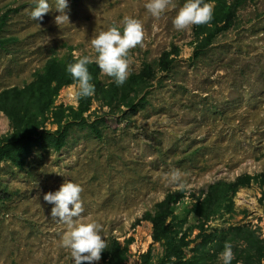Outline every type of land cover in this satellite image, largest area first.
I'll return each mask as SVG.
<instances>
[{"label": "rangeland", "instance_id": "obj_1", "mask_svg": "<svg viewBox=\"0 0 264 264\" xmlns=\"http://www.w3.org/2000/svg\"><path fill=\"white\" fill-rule=\"evenodd\" d=\"M146 2L68 0L69 20L57 25L55 0H48L49 12L37 21L30 18L34 0H0V22L7 16L0 40L8 41L0 47V93L32 83L50 59L94 58L91 39L114 25L122 30L125 16L140 20L144 29L142 46L129 50V76L139 74L145 62L157 73L146 108L136 114L117 110L113 126L99 125L101 139L87 125H76L61 152L36 150L23 170L0 165V264H72L70 250L60 243L67 225L51 218L53 205L43 199L66 180L83 189V211L74 219L99 223L106 243L127 246L121 264H142L149 250L150 264H160L167 243L153 242L152 225L143 217L167 194L187 191L167 224L172 237L190 242L184 249L188 258L201 241L202 223L192 213L191 195L218 181L264 175V0L242 7L236 27L220 34L198 60H192L195 25L184 30L173 25L185 0H171L158 19ZM172 46L179 48L175 66L161 72L160 57ZM99 78L105 86L113 81L102 72ZM77 91L76 83L64 87L56 106L77 109ZM109 112L95 91L84 117L91 124ZM47 127L57 129L52 122ZM9 131L0 112V135ZM176 170L183 187L170 182ZM263 194L259 183L240 188L232 209L224 203L206 230L247 225L264 240Z\"/></svg>", "mask_w": 264, "mask_h": 264}, {"label": "trees", "instance_id": "obj_2", "mask_svg": "<svg viewBox=\"0 0 264 264\" xmlns=\"http://www.w3.org/2000/svg\"><path fill=\"white\" fill-rule=\"evenodd\" d=\"M256 0H205L213 6V18L205 25H195V48L192 60H198L222 33L237 25V13L248 2ZM7 16L0 22V33L6 25ZM8 41L0 40L4 48ZM179 48L172 46L164 52L158 62L161 72L168 73L175 66ZM74 57L64 61L56 58L47 61L45 69L36 79L23 88H10L0 93V112L10 123V131L0 135V165L9 162L14 167L23 170L28 160L36 150L61 152L67 145L70 131L76 125H87L98 138H102L100 124L111 123L116 111L126 108L131 114L144 110L147 104L149 89L157 77L154 66L143 63L141 72L128 77L122 86H117L114 80L107 86L100 81L101 71L92 63L88 65L92 76L91 83L95 91L100 93L102 100L110 112L89 124L84 117L91 105V97L80 98L77 109L73 107L56 106V101L64 87L75 84L66 66L75 62ZM69 114H68V113ZM70 117V119H69ZM49 122L57 126L56 130L48 129ZM253 182L264 186V175H241L234 182L218 181L202 190L199 196L191 197L196 201L192 213L199 217L201 226L199 238L201 241L192 249V255L185 257L184 249L190 242L178 240L171 236L168 219L173 216L175 206L186 197L187 191L181 189L166 195L152 212L145 213L143 220L152 225L151 237L154 243H167L165 257L160 264H222L218 256L223 251L227 241L232 245L234 260L232 264H263L264 240L250 226L230 227L226 231L209 233L206 230L208 222L226 202L232 209V199L242 187H248ZM264 203V194L262 197ZM1 203V198H0ZM128 253L127 246L122 247L117 240L106 243L102 252L103 264H121ZM151 251L142 256V264H150ZM85 264V263H84Z\"/></svg>", "mask_w": 264, "mask_h": 264}, {"label": "clouds", "instance_id": "obj_3", "mask_svg": "<svg viewBox=\"0 0 264 264\" xmlns=\"http://www.w3.org/2000/svg\"><path fill=\"white\" fill-rule=\"evenodd\" d=\"M171 0H147L144 7L154 18H159L168 7ZM55 23L59 25L64 20H69L66 9L68 0H55ZM49 12L48 0H34V7L30 18L34 21L42 20L44 14ZM213 18V6L205 0H185L183 6L173 19L177 30L187 29L191 25H205ZM122 30L119 26H111L91 39V46L96 56H82L75 62L66 66V72L77 84L78 98L91 97L95 93V86L91 83L92 76L88 65L95 63L103 74L113 78L117 86H122L129 76V50L137 45L142 46L144 29L140 20L125 16L122 20ZM155 29V25H153ZM170 182L183 187L181 173L176 170L171 173ZM82 187L66 180L55 192H48L43 199L53 205L50 216L54 220L67 225V231L61 237V247L70 250L72 264H94L101 259L102 252L106 249L105 239L101 236V225L95 221L80 223L74 218H79L83 211L81 202ZM232 245L225 242L223 251L218 260L222 264H232L234 260Z\"/></svg>", "mask_w": 264, "mask_h": 264}]
</instances>
